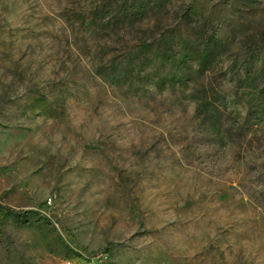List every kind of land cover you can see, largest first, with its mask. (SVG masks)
<instances>
[{"label": "rangeland", "instance_id": "obj_1", "mask_svg": "<svg viewBox=\"0 0 264 264\" xmlns=\"http://www.w3.org/2000/svg\"><path fill=\"white\" fill-rule=\"evenodd\" d=\"M164 2L95 35L118 0H0V264H264V124L217 134L189 91L103 76L158 31L217 35L205 86L244 124L230 68L260 71L264 0Z\"/></svg>", "mask_w": 264, "mask_h": 264}, {"label": "trees", "instance_id": "obj_2", "mask_svg": "<svg viewBox=\"0 0 264 264\" xmlns=\"http://www.w3.org/2000/svg\"><path fill=\"white\" fill-rule=\"evenodd\" d=\"M116 9L94 8L88 18L91 33H112L116 29H128L150 21L149 16L167 9L164 0H118ZM193 20L190 14L182 16L181 26ZM225 41L208 32L197 34L181 30L166 29L129 48L118 63L108 62L110 66L103 76L116 83L123 81L127 89L140 92L153 88L160 93L187 92L195 102V111L212 130L219 134L230 132L236 122L237 130L248 132L250 121L264 124V55L259 61L261 69L255 64L230 68L236 75V96L243 100L246 109L244 124L226 115V99L206 87L205 78L215 72L217 65L229 53ZM107 65V66H108ZM102 74L104 66H98ZM101 71V72H100ZM244 72V74H243ZM204 81L203 83L201 81ZM202 83V84H201ZM123 84V83H122ZM202 85V86H201ZM201 86V90L198 87ZM41 215V214H39Z\"/></svg>", "mask_w": 264, "mask_h": 264}, {"label": "built area", "instance_id": "obj_3", "mask_svg": "<svg viewBox=\"0 0 264 264\" xmlns=\"http://www.w3.org/2000/svg\"><path fill=\"white\" fill-rule=\"evenodd\" d=\"M68 264H73V262L71 261L70 263H68Z\"/></svg>", "mask_w": 264, "mask_h": 264}]
</instances>
